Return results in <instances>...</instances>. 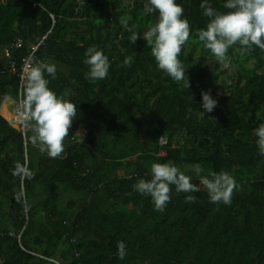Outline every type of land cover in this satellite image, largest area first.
<instances>
[{"label":"trees","instance_id":"obj_1","mask_svg":"<svg viewBox=\"0 0 264 264\" xmlns=\"http://www.w3.org/2000/svg\"><path fill=\"white\" fill-rule=\"evenodd\" d=\"M147 2L0 0V45L11 52L8 63L19 65L17 74L0 69V108L9 100L5 95L25 98L20 69L37 45L34 61L56 65L54 79L45 73L50 89L77 108L67 154L55 159L38 146L28 148V134L25 138L0 110V201H16L10 193L19 190L27 204H15L17 231L0 233L14 240V245L0 240L11 251L6 264H264V156L253 134L264 122L256 118L257 111L264 117V51L253 46L241 56L229 49V63L222 66L196 35L208 22L199 7L202 0H177L190 25L179 56L188 89L158 69L143 39L159 15L143 12ZM225 2L209 0L221 11H227ZM120 18L136 25L140 38L135 44ZM18 41L19 48L14 46ZM92 45L111 65L107 78L95 83L85 78L83 63ZM242 59L256 63L246 67ZM209 90L218 101L211 113L202 107L201 93ZM25 146L34 173L30 179L11 172L14 162L27 159ZM168 161L200 190L190 193L195 203H185L187 194L177 195L171 186V201L160 213L151 197L133 186L151 178L153 162ZM197 163L204 174L226 170L235 177L239 187L230 206L209 202L193 170ZM33 191L46 201L30 202ZM7 210L0 208V214ZM33 212L45 220L34 233L28 232ZM33 221L36 225L35 216ZM118 241L126 244L123 260ZM61 243L67 247L63 262L56 259Z\"/></svg>","mask_w":264,"mask_h":264},{"label":"clouds","instance_id":"obj_2","mask_svg":"<svg viewBox=\"0 0 264 264\" xmlns=\"http://www.w3.org/2000/svg\"><path fill=\"white\" fill-rule=\"evenodd\" d=\"M199 7L203 9L202 15L208 18V22L196 35L199 42L211 52L219 64L227 66L229 49H234V52L241 56L250 54L253 46L264 51V0H226L222 7L227 11L213 7L209 0H202ZM143 12L159 14L156 21L150 23L148 29L143 32V39L150 47L158 69L174 82H184L189 89L190 79L186 75L183 62L179 59L182 47L190 37V25L188 19L184 17L183 6L178 4L177 0H148ZM119 23L130 33V42L135 44L140 38V33L134 30L136 25L129 26L123 18L119 19ZM84 57L83 63L88 66L85 73L87 80L95 83L107 78L111 65L109 57L102 49L92 45L86 49ZM131 62L132 57L129 56L125 58L123 64L130 66ZM56 72V65L44 60L34 61L26 67L22 77L25 100L20 115L23 127L32 133L30 143L38 146L41 154L46 153L53 159L64 152V140L69 136V129L77 115L76 105L63 96H58L49 87L45 73L54 79ZM201 95L203 109L211 113L218 101L212 97L210 90L202 91ZM5 99L10 97L5 95ZM189 99L193 100V97L189 95ZM256 118L264 121L259 111ZM253 134L257 137L258 152L264 156V122L253 129ZM193 170L199 177L200 185L207 190L210 203L231 205L233 192L239 187L232 174L226 170L204 174L205 170L199 163L193 166ZM11 172L13 176L22 179L34 176L27 160L24 163L14 162ZM150 176V179H139L133 187L136 192L151 197L155 211L160 213L165 211L171 201V186H175L177 195L187 194L185 203L196 202L197 198L190 193L198 192L199 187L172 161L153 162L150 165ZM126 254L125 242L118 241L119 259L123 260Z\"/></svg>","mask_w":264,"mask_h":264},{"label":"rangeland","instance_id":"obj_3","mask_svg":"<svg viewBox=\"0 0 264 264\" xmlns=\"http://www.w3.org/2000/svg\"><path fill=\"white\" fill-rule=\"evenodd\" d=\"M35 48H36V52L40 49V47H38V45L35 46ZM33 53H34V50H33V52L31 54H33ZM10 55H11V52L9 50L5 49L3 46L0 45V69H2V68L9 69L10 72L17 74L19 65L17 63H15V66L17 68V72H16V69H14V72H13L12 71V64L8 63L9 60L7 59ZM242 61H243L244 65L246 67H252L256 63V60H254V59H252L250 61H246V62L242 59ZM20 72H21V70H20ZM11 97H12V95H10V99L8 100L9 103H10V110L15 112L16 103H17V101H20L21 98L19 97V99L16 100V99L11 98ZM3 105L0 108V110H1L2 113H3ZM5 114L6 115H4V113H3V115L5 116V118L8 121H10V123L16 129L20 130L24 134V136L26 138L25 133L18 127V125L15 122L16 114L15 113H13V114L10 113L9 114V113H6V112H5ZM31 135H32V133L30 131H28V141H29V144H26V145H28V148H29V145H31V147L33 146L30 143V139H29ZM68 144H69V140L67 138H65V140H64V149L65 150L60 155L61 157H64L67 154L66 151H67ZM25 147H26V153L25 154H26V157H27L26 160L29 163V158H28L29 155H28V151H27V146H25ZM3 175H4V172L2 171V168L0 167V176H3ZM22 183H23V180H22ZM36 192H38V191H33V192L30 193V202L33 201L34 204H37V203H40V202H45L46 199H45L44 196H40V197L37 198L34 195ZM14 194L16 195V198H17L16 201H14L12 198L9 201L8 200H6V201H0V208H2V207L8 208L6 215L3 216L2 214H0V232H1L2 229H5V230L8 229V230H6V233L7 234L15 233L17 231L16 230L17 226L12 222V218H14V216L16 215V207L17 206H15V204L16 203H22V204L24 203V205L27 206V204L25 202V196L24 195H21L20 192H19V190L15 191L13 193H10L11 197L14 196ZM17 194L18 195L20 194L19 198H18ZM33 206L31 208H33ZM24 209H26V208H24ZM34 216L36 218V225H35V222L33 221ZM31 218H32V220H31V222H30V224L28 226V232H30L31 230H33V233H34V231L38 230L40 228V226L45 223V220H44L43 215L40 216V213L37 214V215H35L34 212L31 214ZM27 220H28V217H27ZM33 226H34V228H33ZM21 233L23 234V232H21ZM9 237L10 236L8 235L7 237L0 238V240H1L2 243H6V245H12V244L14 245V243H13L14 240H12V239L11 240H8ZM6 245L4 247H1V245H0V256H1L0 258H3L5 260L8 257V252H11V251L5 249ZM58 249H59V252L60 253H56L55 252L56 255H57V258H62V253L63 254L67 253V247L66 246L63 247V244L61 243V244H59ZM40 259H42V258H39V257L36 258V260H38V261Z\"/></svg>","mask_w":264,"mask_h":264},{"label":"built area","instance_id":"obj_4","mask_svg":"<svg viewBox=\"0 0 264 264\" xmlns=\"http://www.w3.org/2000/svg\"><path fill=\"white\" fill-rule=\"evenodd\" d=\"M48 37V36H46ZM45 37V39H46ZM22 45V42L20 41L18 44H16V47H21ZM38 47H41V45H38ZM35 53H36V48L34 47V53L31 54L29 57L25 58L24 59V62H23V66L21 67V78L23 77L24 73H25V69L26 67L29 65V64H32L34 62V57H35ZM15 63L16 62H11L12 64V71L14 72V69H16V72H17V68L15 66ZM22 88H24L23 86V82H22ZM24 100L25 98L23 96H21V100L20 101H17L16 103V107H15V114H16V118H15V122L16 124L18 125V127L26 134H28V130H26L22 123L20 122V115L23 111V104H24Z\"/></svg>","mask_w":264,"mask_h":264},{"label":"crops","instance_id":"obj_5","mask_svg":"<svg viewBox=\"0 0 264 264\" xmlns=\"http://www.w3.org/2000/svg\"><path fill=\"white\" fill-rule=\"evenodd\" d=\"M3 104H4V105H3V113H4V115H6L5 112H6V113H9V114H10V113H12V114L15 113L14 111H11V110H10V103H9L8 100H7V101H4ZM9 122H10V121H9ZM2 231H5V229H2V230H1V232H0L1 235H3V236L7 235L6 232H2ZM13 234H14V233H10V235H13ZM21 236H22V235H20V244H21V248H23V249L25 250V248H24V246H23V244H22L23 241H22ZM1 238H2V237H1ZM0 257H1V256H0ZM56 259H57V261H60V260H61V258H57V257H56ZM60 262H63V261H60ZM60 262H59V263H60ZM0 264H6V260L3 259V258H0Z\"/></svg>","mask_w":264,"mask_h":264},{"label":"water","instance_id":"obj_6","mask_svg":"<svg viewBox=\"0 0 264 264\" xmlns=\"http://www.w3.org/2000/svg\"><path fill=\"white\" fill-rule=\"evenodd\" d=\"M18 44V43H17Z\"/></svg>","mask_w":264,"mask_h":264}]
</instances>
